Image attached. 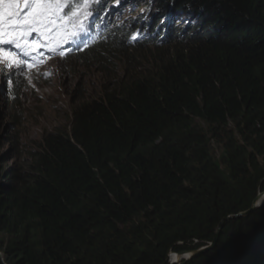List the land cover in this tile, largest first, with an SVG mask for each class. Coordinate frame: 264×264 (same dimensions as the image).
<instances>
[{
  "label": "trees",
  "instance_id": "1",
  "mask_svg": "<svg viewBox=\"0 0 264 264\" xmlns=\"http://www.w3.org/2000/svg\"><path fill=\"white\" fill-rule=\"evenodd\" d=\"M116 1L70 0L69 32L109 22L63 64L108 84L0 169V264H167L264 190V0H147L142 24ZM182 264H264V209Z\"/></svg>",
  "mask_w": 264,
  "mask_h": 264
},
{
  "label": "rangeland",
  "instance_id": "2",
  "mask_svg": "<svg viewBox=\"0 0 264 264\" xmlns=\"http://www.w3.org/2000/svg\"><path fill=\"white\" fill-rule=\"evenodd\" d=\"M116 3V7L121 5L124 10L119 21L126 24L132 21L142 24L146 11L150 7L155 8V5H147V0H135L133 4L131 1L127 5L123 0H117ZM185 24L182 21L178 23L181 26ZM32 37L31 41L37 47L29 56H24L21 50L13 46H4L18 58L24 56L26 59L22 60L31 64V67L22 65L23 72L19 68H8L7 61L0 60V169L27 162L44 135L58 129L67 130L71 125L74 107L83 100L96 97L108 84L107 77L98 66L91 63L64 65L59 55L38 51L46 36L36 34ZM58 37L45 44L50 51L54 50V45L62 44V39ZM148 60L139 59L137 62L149 64ZM117 63L120 70L122 64ZM212 151L219 156L222 145L212 141ZM189 257L178 259L176 254H171L169 263L177 261L182 264Z\"/></svg>",
  "mask_w": 264,
  "mask_h": 264
},
{
  "label": "snow or ice",
  "instance_id": "3",
  "mask_svg": "<svg viewBox=\"0 0 264 264\" xmlns=\"http://www.w3.org/2000/svg\"><path fill=\"white\" fill-rule=\"evenodd\" d=\"M80 7L73 8L69 0H0V60H6L8 68L31 67L4 46H13L29 56L37 47L29 39L34 33L47 36L49 42L59 36L66 43L67 36L75 35L66 25L79 23L82 13L77 9ZM65 8L72 10L66 13Z\"/></svg>",
  "mask_w": 264,
  "mask_h": 264
},
{
  "label": "clouds",
  "instance_id": "4",
  "mask_svg": "<svg viewBox=\"0 0 264 264\" xmlns=\"http://www.w3.org/2000/svg\"><path fill=\"white\" fill-rule=\"evenodd\" d=\"M86 1H88V0H84V2H86ZM117 4H115L114 6H110L105 12L106 14H108V16H111L112 12H114V16H113L114 19L118 18V16H116L115 13H117V15H119V13H120V10H119L120 6L116 7ZM106 22H109V20L107 18H102V20H100L99 22H94L96 24V26L94 28L81 30L78 33H76V31H75V28H76L75 27L71 31L72 33H75V35L67 36L66 37V40H67L66 43L62 39V44L59 46L54 45L53 51H50L49 50L50 48L45 45V44L48 45L50 43L49 38L46 36L45 38H43L44 40H42V42H41V44L43 46H41V47L39 46L38 51L39 52H46V51L47 52H53V53H55V55H59L61 57V60L64 61V59L67 57V53L69 51L75 50V49H85V48L89 47L94 40L96 41L98 38L102 37L105 34V23ZM33 35H36V34L34 33ZM32 36L29 38L30 41H31ZM38 36H40V35H38ZM58 38H60V37H58ZM135 39L136 38L132 39L131 41L133 42ZM44 46H46L47 48H45ZM19 59H26V58L21 55ZM19 69H21L24 72V68L22 66L19 67Z\"/></svg>",
  "mask_w": 264,
  "mask_h": 264
},
{
  "label": "water",
  "instance_id": "5",
  "mask_svg": "<svg viewBox=\"0 0 264 264\" xmlns=\"http://www.w3.org/2000/svg\"><path fill=\"white\" fill-rule=\"evenodd\" d=\"M264 209V190L260 191L256 198L253 200L250 208H248L247 210L238 212L236 214H232L229 215L227 217H224L217 225L216 230H215V237L212 241L208 242L206 245L201 246L198 249L195 250H190L181 254H177L176 256H178L180 258L184 257V256H190L189 258L186 259L185 262L187 261H191L194 260L196 258H199L200 256L205 255L206 253H208L209 251H211L212 249L216 248L221 235L224 231V228L226 227V225L234 220H239V219H244L247 217H250L251 215H253L255 212H257L258 210ZM167 264H169V261L167 262ZM170 264H180L179 262H174V263H170Z\"/></svg>",
  "mask_w": 264,
  "mask_h": 264
},
{
  "label": "bare ground",
  "instance_id": "6",
  "mask_svg": "<svg viewBox=\"0 0 264 264\" xmlns=\"http://www.w3.org/2000/svg\"><path fill=\"white\" fill-rule=\"evenodd\" d=\"M69 11H70V9H69ZM119 19V18H118ZM114 22V21H113ZM111 24H112V22H111ZM95 25V24H94ZM110 25V24H109ZM94 27V26H93ZM33 38V37H32ZM96 42H97V40H96ZM94 44H95V42H94ZM91 46V45H90ZM80 50V49H79ZM82 51V50H81ZM76 52V51H75ZM79 53V52H78ZM74 54V53H73ZM44 55V54H43ZM75 55V54H74ZM47 57V56H46ZM44 58V57H43ZM44 63V62H43ZM42 64V63H41ZM36 67V66H35ZM40 67V66H39ZM42 67V66H41ZM34 72V71H33Z\"/></svg>",
  "mask_w": 264,
  "mask_h": 264
},
{
  "label": "built area",
  "instance_id": "7",
  "mask_svg": "<svg viewBox=\"0 0 264 264\" xmlns=\"http://www.w3.org/2000/svg\"><path fill=\"white\" fill-rule=\"evenodd\" d=\"M174 255V254H173Z\"/></svg>",
  "mask_w": 264,
  "mask_h": 264
}]
</instances>
